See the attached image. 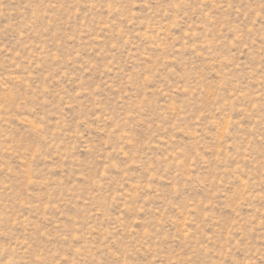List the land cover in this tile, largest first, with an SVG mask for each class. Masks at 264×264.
I'll list each match as a JSON object with an SVG mask.
<instances>
[{
  "label": "rangeland",
  "instance_id": "1",
  "mask_svg": "<svg viewBox=\"0 0 264 264\" xmlns=\"http://www.w3.org/2000/svg\"><path fill=\"white\" fill-rule=\"evenodd\" d=\"M0 264H264V0H0Z\"/></svg>",
  "mask_w": 264,
  "mask_h": 264
}]
</instances>
